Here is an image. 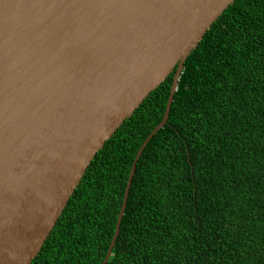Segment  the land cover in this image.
<instances>
[{"label":"trees","instance_id":"trees-1","mask_svg":"<svg viewBox=\"0 0 264 264\" xmlns=\"http://www.w3.org/2000/svg\"><path fill=\"white\" fill-rule=\"evenodd\" d=\"M172 74L95 153L30 264L102 262ZM105 264H264V0H234L187 56Z\"/></svg>","mask_w":264,"mask_h":264},{"label":"water","instance_id":"water-1","mask_svg":"<svg viewBox=\"0 0 264 264\" xmlns=\"http://www.w3.org/2000/svg\"><path fill=\"white\" fill-rule=\"evenodd\" d=\"M234 0H0V264H30L104 142Z\"/></svg>","mask_w":264,"mask_h":264}]
</instances>
